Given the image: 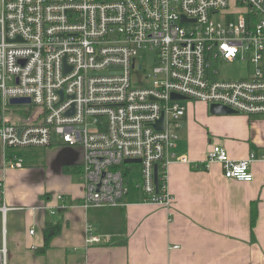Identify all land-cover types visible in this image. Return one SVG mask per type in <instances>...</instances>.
<instances>
[{
    "label": "built area",
    "instance_id": "obj_1",
    "mask_svg": "<svg viewBox=\"0 0 264 264\" xmlns=\"http://www.w3.org/2000/svg\"><path fill=\"white\" fill-rule=\"evenodd\" d=\"M0 1L3 163L26 164L24 154L6 151L53 142L71 149L85 211L122 208L130 185L145 203L173 204L166 168L176 158L177 135L170 128L185 118L184 102L264 119V0H234L232 10L229 0ZM238 57L253 71L239 80L221 77L220 64ZM161 117L162 129L155 130ZM254 158L233 161L214 145L205 165L219 163L226 179L248 183ZM88 231L86 243L98 242ZM0 264H7L5 247Z\"/></svg>",
    "mask_w": 264,
    "mask_h": 264
},
{
    "label": "crops",
    "instance_id": "obj_2",
    "mask_svg": "<svg viewBox=\"0 0 264 264\" xmlns=\"http://www.w3.org/2000/svg\"><path fill=\"white\" fill-rule=\"evenodd\" d=\"M170 132L177 135L176 158L166 168L173 204L145 203L141 192L128 193L116 208L124 212L123 227L103 232L92 226L99 238L92 244L86 243L91 215L93 221L95 212L109 209L82 208V183L72 178L79 174L56 166L61 151L47 155L48 166L19 169L5 166L1 154L0 250L6 248L7 264H264V119L213 115L195 102ZM214 145L233 161L254 154L253 180L226 179L219 163L205 165ZM47 223L59 225V232L45 248Z\"/></svg>",
    "mask_w": 264,
    "mask_h": 264
},
{
    "label": "rangeland",
    "instance_id": "obj_3",
    "mask_svg": "<svg viewBox=\"0 0 264 264\" xmlns=\"http://www.w3.org/2000/svg\"><path fill=\"white\" fill-rule=\"evenodd\" d=\"M230 1V10L233 9V3L234 0ZM0 11H1V1H0ZM234 17V16H233ZM230 17L227 15H215L214 19L216 21H226ZM154 65V54L149 53L147 55L146 60V66H148V71L151 69V67ZM261 65L263 71H264V60L259 63ZM253 71V67H248L247 61L242 60L241 57H238L235 62L233 63H222L220 64L218 68L219 75L223 78L231 79V80H239L242 78H246L248 73H251ZM193 102L186 101L184 104L188 106V104H192ZM62 145L58 142H53V145L49 148H29L26 149L25 152L22 150H15V151H6V153L14 152L17 155H25L26 164L29 163H37V164H43L44 166H48V154H52V156H56L58 151H61ZM24 152V153H23ZM2 154V149L0 146V155ZM25 164V165H26ZM139 167V166H137ZM137 171V170H136ZM74 183H82V180L79 178L78 175L72 176ZM139 190L134 189L131 185L129 186V194H137L139 193Z\"/></svg>",
    "mask_w": 264,
    "mask_h": 264
},
{
    "label": "trees",
    "instance_id": "obj_4",
    "mask_svg": "<svg viewBox=\"0 0 264 264\" xmlns=\"http://www.w3.org/2000/svg\"><path fill=\"white\" fill-rule=\"evenodd\" d=\"M70 170H68L69 172H73V173H77L78 170L75 169L74 167H69ZM160 175H162V172H160ZM2 197V191H1V187H0V199ZM120 209V208H119ZM256 216H257V210H256V204L253 203L250 209V227L251 229L253 228L255 221H256ZM93 217L95 218V220L92 221V215H91V228H93L92 226L95 225V227H100L101 231L106 232L109 230L110 227H112L113 229H115L117 226H121L123 227L124 225V221H125V215L124 212H122L121 210H113V209H109V210H101V211H97L94 213ZM117 227V228H118ZM59 232V225H52L50 223H47L45 226V238H46V242H45V248L49 247V241L52 237H54L55 235H57ZM252 239H254L253 235H252ZM125 243V242H123ZM45 248L42 249V251L45 250Z\"/></svg>",
    "mask_w": 264,
    "mask_h": 264
},
{
    "label": "water",
    "instance_id": "obj_5",
    "mask_svg": "<svg viewBox=\"0 0 264 264\" xmlns=\"http://www.w3.org/2000/svg\"><path fill=\"white\" fill-rule=\"evenodd\" d=\"M172 100H177V101H184L185 98L181 96H177L172 94L171 96ZM29 100L28 99H13L11 100L12 104H19V103H27ZM209 112L213 115H236L237 113L233 112L232 110L221 106L217 104H211L208 106ZM155 130H161L162 129V117L157 121V123L154 126ZM77 155L74 153L71 149H63L59 153L57 157V162L56 166L58 168L62 167H69L72 166L73 163L76 161ZM138 163L140 162L139 160H127L126 163ZM154 183L157 188L158 186V177H157V166L154 167Z\"/></svg>",
    "mask_w": 264,
    "mask_h": 264
}]
</instances>
